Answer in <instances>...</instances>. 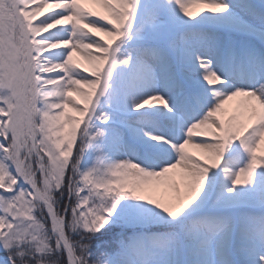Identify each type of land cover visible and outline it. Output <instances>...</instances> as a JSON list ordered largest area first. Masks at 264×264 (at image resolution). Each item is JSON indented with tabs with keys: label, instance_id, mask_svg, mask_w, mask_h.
Instances as JSON below:
<instances>
[{
	"label": "snow or ice",
	"instance_id": "snow-or-ice-1",
	"mask_svg": "<svg viewBox=\"0 0 264 264\" xmlns=\"http://www.w3.org/2000/svg\"><path fill=\"white\" fill-rule=\"evenodd\" d=\"M0 264H264V0H0Z\"/></svg>",
	"mask_w": 264,
	"mask_h": 264
},
{
	"label": "rangeland",
	"instance_id": "rangeland-1",
	"mask_svg": "<svg viewBox=\"0 0 264 264\" xmlns=\"http://www.w3.org/2000/svg\"><path fill=\"white\" fill-rule=\"evenodd\" d=\"M85 6L91 8L92 10H95V11H102L100 8H98L95 5L86 4ZM76 59H79V58L77 57ZM190 151L193 153V155H199V154H197L195 152V149H190ZM165 191L167 192V194H172V190L170 188L167 189V190L161 189L160 191L153 192V193H149V194H153V195H163V194H165Z\"/></svg>",
	"mask_w": 264,
	"mask_h": 264
},
{
	"label": "bare ground",
	"instance_id": "bare-ground-1",
	"mask_svg": "<svg viewBox=\"0 0 264 264\" xmlns=\"http://www.w3.org/2000/svg\"><path fill=\"white\" fill-rule=\"evenodd\" d=\"M195 152H196L197 154H199V153L197 152V150H195Z\"/></svg>",
	"mask_w": 264,
	"mask_h": 264
}]
</instances>
